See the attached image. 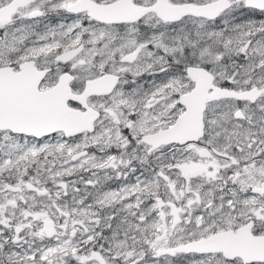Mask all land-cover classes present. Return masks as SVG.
<instances>
[{
  "label": "snow or ice",
  "instance_id": "snow-or-ice-1",
  "mask_svg": "<svg viewBox=\"0 0 264 264\" xmlns=\"http://www.w3.org/2000/svg\"><path fill=\"white\" fill-rule=\"evenodd\" d=\"M0 264H264V0H0Z\"/></svg>",
  "mask_w": 264,
  "mask_h": 264
}]
</instances>
